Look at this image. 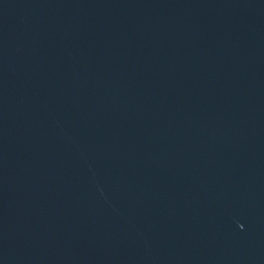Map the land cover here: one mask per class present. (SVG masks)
I'll list each match as a JSON object with an SVG mask.
<instances>
[{"label": "water", "instance_id": "water-1", "mask_svg": "<svg viewBox=\"0 0 264 264\" xmlns=\"http://www.w3.org/2000/svg\"><path fill=\"white\" fill-rule=\"evenodd\" d=\"M0 264H264V0H0Z\"/></svg>", "mask_w": 264, "mask_h": 264}]
</instances>
